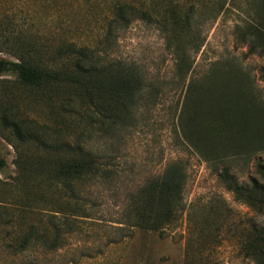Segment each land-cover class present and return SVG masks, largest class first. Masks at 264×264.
<instances>
[{
  "label": "rangeland",
  "instance_id": "obj_1",
  "mask_svg": "<svg viewBox=\"0 0 264 264\" xmlns=\"http://www.w3.org/2000/svg\"><path fill=\"white\" fill-rule=\"evenodd\" d=\"M247 1L258 0H234V8ZM121 3L148 10L151 19L130 17L126 24H117L113 11ZM189 5H194L196 41L191 46L185 37L177 38L192 71L201 72L217 57L235 55L251 70L264 95V81L258 78L264 56L246 54V47L235 39L233 27L243 14L212 10V1L0 0V58L13 59L16 45L49 52L57 44L73 42L95 50L106 61L140 66L147 91L164 89L156 98L145 94V99L157 102L148 112L146 125L103 129L90 121L82 129L74 126L72 115L64 127L53 110L54 103H44L25 92H10L12 76H0V100L6 107L18 106L29 123L44 125L45 129H66L70 145L84 140L85 147L103 164L97 177L73 188V198L55 187L44 188V184L22 190L14 180V148L0 136L4 161L0 166V203L6 205L0 211V264H253L237 244L238 231L249 223L252 210L233 198L204 160L179 144L176 129H172L169 107L179 100L188 75H176L170 47L174 40L167 39L164 31L170 18ZM168 28L171 31V24ZM172 161H180L186 173L177 220L160 230L127 222L125 209L131 196ZM257 161L264 165V153L251 156L245 163L232 162L231 172L239 182L248 183L256 175ZM65 200L75 203L85 216H75L76 226L60 248H31L18 255L5 250L4 243L15 232H25L32 225L43 227L54 210L57 216L64 215L59 203ZM254 218L264 223V215Z\"/></svg>",
  "mask_w": 264,
  "mask_h": 264
},
{
  "label": "trees",
  "instance_id": "obj_2",
  "mask_svg": "<svg viewBox=\"0 0 264 264\" xmlns=\"http://www.w3.org/2000/svg\"><path fill=\"white\" fill-rule=\"evenodd\" d=\"M209 1L217 12L242 13L243 18L233 27L236 41L246 47V54L264 56V0L247 1L236 8L234 0ZM193 8L189 5L183 12L180 9L164 31L167 39L174 40L170 47L176 75H188L179 100L169 107L172 129H176L179 144L204 160L235 200L250 207L253 216L239 229L237 244L240 253L253 264H264V223L254 218L264 215V165L261 161L255 163L257 177H250L248 183L239 182L230 167L236 160L245 163L251 156L264 153V95L251 70L235 55L217 57L201 72L192 71L177 36L185 37L191 46L196 41ZM113 12L117 24H126L130 17L151 19L148 10L125 3L116 4ZM45 52L35 46L23 49L16 45L13 59L0 58V76H12L10 92H25L44 103H54L53 110L64 127L72 115L74 126L82 129L90 121L103 129H135L147 124L148 112L157 103L145 99V94L156 98L164 93L163 86L146 90L140 66L106 61L85 45L64 42ZM258 78L264 81V64L258 68ZM20 110L18 106L6 107L0 100V136L14 148V180L22 190L44 184V188L55 187L73 198V188L97 177L103 164L85 147L84 140L72 146L66 129L51 131L44 125L29 123ZM27 143L29 146L24 148ZM3 164L0 156V166ZM185 178L180 161L168 163L131 196L125 209L126 221L148 230H160L175 222ZM59 204L64 215L57 216L54 210L43 227L32 225L25 232H15L4 243L5 250L18 255L31 248H60L76 226L75 216L85 215L69 200ZM5 206L0 203V211Z\"/></svg>",
  "mask_w": 264,
  "mask_h": 264
}]
</instances>
